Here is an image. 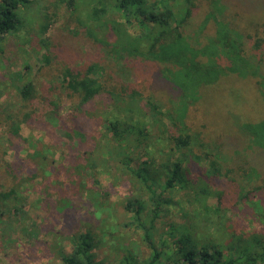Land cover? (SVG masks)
<instances>
[{"label": "rangeland", "instance_id": "374dc122", "mask_svg": "<svg viewBox=\"0 0 264 264\" xmlns=\"http://www.w3.org/2000/svg\"><path fill=\"white\" fill-rule=\"evenodd\" d=\"M196 6L194 16L184 28L194 45H207L210 49L215 46V19H218L246 34L248 55L256 54L264 59V49L254 50L246 38L257 34L256 29L264 25V0H221L220 3L196 0ZM23 11V29L6 35L0 42V161L12 164L17 173L25 174L24 177L35 172L36 176L25 183L28 193L24 210L28 221L0 227V264H64L60 253L72 254L78 242L76 238L91 231L96 234V246L92 249L94 264H127L124 258L128 250L137 264H146L151 250L142 239V230H123L117 226L132 214L130 207H126L131 188L126 174H115L114 164L104 165L102 161L106 159L105 155L101 157L104 148L101 137L105 134L102 123L107 110H111L110 96L128 100L146 110L144 103L148 98L170 108L172 100H179L181 93L163 78L162 67L157 63L140 59H126L121 63L115 60L108 53L114 47L115 37L112 34L107 38L100 36L109 47L104 41L99 43L92 39L62 0H35L24 14ZM210 13L212 16L205 23ZM87 14L88 9L82 6L81 14L75 16L85 23ZM45 17H49L50 27L42 43L40 26ZM209 56L213 58L208 64L213 65L218 58L213 54ZM220 62L226 74L199 89L201 105L188 106V124L183 126L184 131L191 132L196 138L198 134L206 144L222 138V141L227 140L224 137L238 138L226 127L230 126L226 123L228 118L231 123L238 121L264 128V92L257 85V79L250 69L231 68V63L224 58ZM253 62L254 66L256 61ZM95 63L106 69L103 81L110 96L103 92L85 107H80L78 99L64 86L61 73L65 68L84 72ZM26 65L29 66L26 74L37 88L36 98L28 103L18 98L13 87L18 81L11 78ZM262 76L264 66L259 71V77ZM10 128L18 134L12 132L10 136ZM98 142L101 165L99 185L94 186L84 165L88 153L95 150ZM241 142L247 145L249 140L241 139ZM198 145L194 147L198 149ZM256 145L264 146V143L260 141L250 146L259 165H264V156ZM44 153L46 156L42 160ZM133 154L141 158L143 152L138 148ZM141 160L145 161L146 157ZM231 161L228 159L223 163ZM43 162L46 165L41 169ZM3 171L1 166L0 182ZM202 176V170L195 167L194 183L199 184ZM254 184V181L249 184L238 179L235 184L226 179L215 180L214 187L225 190L220 213L214 210L217 207L215 197H210L203 209L195 204L193 190L178 187L167 193L166 196L175 202H181L183 208L172 207L170 211L176 218L167 216L156 222L159 232L155 240L159 242L160 234L168 232L169 224H182L183 215L187 214L194 220L197 236L202 239L209 238L205 236L209 233L226 244L233 233L241 234L243 238L264 235V209L253 216V210L247 209L242 200H237L247 193L253 195L254 200L261 197L264 202V188H260V184L252 186ZM256 186L258 191L253 192L252 188ZM23 225L30 233H25Z\"/></svg>", "mask_w": 264, "mask_h": 264}, {"label": "trees", "instance_id": "16d2710c", "mask_svg": "<svg viewBox=\"0 0 264 264\" xmlns=\"http://www.w3.org/2000/svg\"><path fill=\"white\" fill-rule=\"evenodd\" d=\"M34 1L0 0V42L6 35L16 34L23 29L21 12L24 10V14ZM62 1L71 8L73 16L77 17V22L92 39L99 43L104 41L109 47V43L100 36L107 38L112 34L115 37L112 44L114 47L108 50L115 60L121 63L126 59H140L157 63L162 67L163 78L170 81L175 86V90L181 93L179 100H172L170 108L148 98L144 103L148 109L144 110L128 100L110 96L103 81L106 69L100 64H92L84 72L65 68L61 73L64 86L78 99L80 107H85L103 92L110 96L111 110H107L105 114L102 123L105 134L101 137L104 142L101 157L105 155L106 159H101L104 165L108 162L114 164L115 174L119 172L126 174L131 188L126 207H130L132 214L126 220L118 221V228L123 230L133 228L136 232L142 230V239L151 250L146 264L263 263V234L243 238L241 234L233 233V237L226 244L209 233L205 235L209 238L202 239L197 236L196 225L192 223L194 220L189 218V214L183 215L182 224H169V229L166 230L168 232L160 234L159 242L155 240L159 232L156 222L167 216L176 218L170 211L172 207L183 208L181 202L177 203L166 196L178 187L193 190L195 204L203 209L207 200L215 197L217 207L214 210L217 213L222 211L225 190L215 188L213 185L215 180L226 179L234 184L236 179L247 181L249 184L254 181L255 184L252 186L260 184V188H264V165H259V161L250 150V146L255 143L260 141L264 143V128L261 125L241 124L238 121L231 123L228 118L226 123L230 126L226 127H229L238 138L224 137L227 140L222 141V138L212 144L203 142L198 134L196 138L191 132L183 130V126L188 124V106L195 103L201 105L199 89L215 83L220 76L226 74L221 68V58L231 63V68L242 71L250 69L252 76L257 79V85L264 92V76L259 77L264 59L257 57L256 54H247L246 34H241L228 23L215 19L217 26L213 38L215 46L212 45L210 49L206 47L207 45L204 47L194 45L184 28L194 16L197 8L196 0ZM216 2L220 3L221 0H215ZM82 6L88 9V19L85 23L75 16L77 13L81 14ZM210 16L211 13L205 23L210 20ZM49 27L50 19L45 17L40 26L42 43L45 41ZM256 33L247 35L246 38L252 43L254 50L262 51L264 25L257 28ZM210 54L218 58L213 65L208 64L209 59L213 58L209 56ZM205 59L208 61L205 62ZM253 61H256L254 66ZM122 67L120 66L119 69ZM28 71L29 66L26 65L11 77L18 81L13 87L18 98L25 103L33 101L37 96L35 83L26 74ZM12 132L10 128V136L13 135ZM13 133L16 135L18 131ZM241 139L249 140L248 144L242 143ZM195 144H199L198 149L194 147ZM256 146L264 156V146ZM99 148L98 142L95 150L88 153L84 165L89 171L94 186L99 185L98 169L101 165ZM138 148L143 152L141 156L146 157L145 161L141 160L142 157L138 158L133 154ZM45 156L46 153L42 155V160ZM32 157L37 158L34 155ZM228 159L232 161L223 163ZM134 163L137 164L134 166ZM0 164L4 169L0 182V227L11 226V223L15 222L24 223L28 221L24 210L28 193V186L25 183L34 179L36 172L31 173L32 176L24 177L25 174L17 173L12 164L3 161H0ZM45 165L46 163L43 162L41 169H44ZM195 167L202 170L205 176V178L200 177L199 184L193 181ZM252 189L253 192L258 191L257 186ZM246 194L237 200H242L247 209L253 210V216L262 213L263 199L260 197L254 200L253 195ZM163 213L166 216H163ZM179 217L181 219V216ZM22 227L25 233H30L25 229V225ZM104 230H107L106 226ZM95 235L94 231L80 234L76 238L78 242L72 254L60 253L63 263L94 264L92 249L96 246ZM121 235L122 232L119 237L120 242H122ZM124 261L127 264H137L131 250L127 251Z\"/></svg>", "mask_w": 264, "mask_h": 264}]
</instances>
